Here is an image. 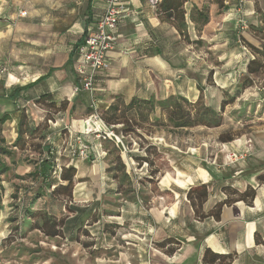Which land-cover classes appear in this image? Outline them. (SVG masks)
Instances as JSON below:
<instances>
[{
    "label": "crops",
    "instance_id": "crops-1",
    "mask_svg": "<svg viewBox=\"0 0 264 264\" xmlns=\"http://www.w3.org/2000/svg\"><path fill=\"white\" fill-rule=\"evenodd\" d=\"M120 1L127 15L116 30V45L107 54V68L96 74L90 94L75 92L80 86L75 72L78 48L103 14L107 0H0V75L7 66L5 78L0 76V117L9 115L0 126V146L15 152L10 160L5 158L13 176L2 182L7 203L18 188L29 187L28 181L15 177L33 173L49 148L46 138L58 140L62 130L65 135L80 136L91 146L88 159L60 160L63 167L73 165L75 169L72 202L82 207L96 200L101 206L113 201L116 182L109 178L103 157L95 152L101 140L86 134L85 121L91 109L105 112L115 103L125 106L133 99L161 101L173 97L191 104L200 102L220 112L222 101L227 95L233 96L247 76L251 50L245 44L259 49L264 42L250 29L264 23V18L260 19L264 0H243L241 5L223 0L220 12L215 0H184L187 28L183 34L176 30L173 19L157 12L148 0ZM203 7L208 9L209 21L198 33L199 25L191 21L190 14L193 8ZM19 12L25 16L20 17ZM45 97L44 104L58 107L65 103V109L35 104ZM263 98L264 86L258 88L253 81L228 106L252 109L262 104ZM19 106L25 108L32 128L45 124L46 118L55 121V125H46L43 140L27 139L23 151L13 148L22 112ZM224 112L216 128L149 133L167 168L174 172L171 177L163 170L158 183L161 191L170 194L153 196L147 206L150 237L157 250H148L146 240L137 237L139 241L132 240L130 248L119 251L115 261L105 263L125 264L132 259L128 264H209L216 254L225 258L216 264H264V115L248 121V127L241 130V121L236 119V126L230 127L233 119ZM159 117L164 115L157 110L150 121ZM140 131L146 130L142 127ZM174 131L192 134L189 138L180 136L184 147L174 142L179 135ZM226 135L231 141L220 142L219 137ZM192 138L195 148L186 146L191 145ZM37 144L39 151L34 149ZM242 152L247 153L244 160L229 163V153ZM140 154L133 150L124 156L129 171L133 169L130 160ZM38 186L46 190L45 184ZM200 186L205 187L207 197L195 214L186 194ZM45 192L34 209L44 210L43 205L52 201L57 205L49 206L50 214L57 219L64 216L66 197L50 199V190ZM218 204L223 205L215 219L213 211ZM131 210L135 216L133 205ZM129 240L126 236L123 241Z\"/></svg>",
    "mask_w": 264,
    "mask_h": 264
},
{
    "label": "trees",
    "instance_id": "trees-1",
    "mask_svg": "<svg viewBox=\"0 0 264 264\" xmlns=\"http://www.w3.org/2000/svg\"><path fill=\"white\" fill-rule=\"evenodd\" d=\"M215 3L218 5L220 12L221 9H223V0H215ZM183 4L184 0H163L158 2L154 7L157 12L164 13L166 18L173 19L176 23V30L181 34H183L187 28L184 20L185 12L182 9ZM190 19L198 23L199 27L196 28V31L199 33L202 26L206 25L209 21L208 9L206 7H203L201 10L193 8ZM250 29L253 33L261 31V28L258 27H250ZM193 43L198 42L196 41ZM245 45L251 50L253 56V58H249L247 76L242 78L233 96L227 95L225 97L221 103L220 112H215L205 107L200 102L191 104L184 98L176 100L173 97H169L161 101H156L154 99H133L125 106L117 103L113 104L100 115L101 119L109 126L121 125L115 130L121 136L127 137L133 135L139 140H141L142 134L137 133L144 126L154 127L157 130L171 131L195 127H205L209 129L219 127L222 123L220 113L224 111L225 107L233 104L236 97H238L243 90L252 86L254 79H257L260 75H263L264 78V43L261 44L259 49L249 44ZM44 100H47L46 97L36 101L35 104L57 111L65 109V103H61L56 107L54 103L44 104ZM21 109L22 112L19 115L17 124L18 134L13 145V148L18 151H23L25 149L27 139L36 138L43 140L45 138V130L48 126L46 124V118L44 120L45 124H40L34 128L30 127L25 108ZM157 110L160 112V116L164 115V118L159 117L150 121V117H152ZM8 119V114L2 115L0 117V126ZM64 133L65 130H62L61 138L58 140L50 139L49 142L46 143L49 145V148L44 151L45 156L38 160L37 167L33 173L27 176L15 177L19 180H26L29 183L28 188H18L12 199L17 203L14 205L16 208L20 209V215H24L26 219L24 222L30 225V231L41 232L45 237L50 239L67 238L69 241L80 243L85 249L98 251V253H102L103 255L105 249L103 243H108V241L116 238V233L119 229L128 227L141 232L146 241H151L155 247H158V245L151 240V226L148 223V215L146 216L144 210L145 205L152 200L143 202L140 198L143 187L148 188L151 192L158 189V183L154 180L155 177L160 174L158 164L153 158V154H155V158L158 157L156 146L146 141L144 142V147H140L143 150L142 153L132 157L138 167L142 163L148 165L146 170L141 171V174L134 175L127 169L124 156L114 143L109 140L101 141V148L105 152L103 160H105L108 166L106 172L109 178L116 182L112 192L116 196L113 197L114 204H111L110 201L106 202L107 204H111L115 212L109 211L100 214L98 208L99 202L97 200L83 205L82 207L72 202V179L75 174V169L73 165L67 168L60 165L61 158L67 157V153L63 155L59 153L62 143V134ZM231 139L232 138L227 135L219 137L220 142H229ZM129 144L130 143H126V145ZM34 149L35 151H39L40 146L37 144ZM44 152H40V155ZM14 154L15 152L13 150L0 146V213L4 210L2 204L4 194L2 182H6L13 177L10 174V167L5 163V158L10 160ZM143 179H146L147 182L143 181ZM60 183L66 184L61 185ZM42 184L46 185V188H44L46 190H39L42 186L38 185ZM47 189L50 190L48 193L50 199H53V197H66L63 204L66 214L64 215V213H62L64 216L61 218L57 219L55 215L50 214V207L57 205L52 201H48V205H43L44 210L34 209L37 200L46 193L45 191H47ZM206 197L207 192L203 186L190 189L187 192L186 199L191 204L195 214H197V207L202 205ZM131 205H133L136 212V215L134 214L135 216H131ZM222 205L223 204H218L215 211H213L215 219H218V214ZM46 206H48V210ZM209 215L210 213L207 216ZM14 229L16 231L18 230L17 228ZM82 237H84L87 242L82 243L80 241ZM102 250L103 252H101ZM224 259L225 258L222 256L214 254L209 264L220 263Z\"/></svg>",
    "mask_w": 264,
    "mask_h": 264
},
{
    "label": "rangeland",
    "instance_id": "rangeland-1",
    "mask_svg": "<svg viewBox=\"0 0 264 264\" xmlns=\"http://www.w3.org/2000/svg\"><path fill=\"white\" fill-rule=\"evenodd\" d=\"M263 18L264 15L262 14L260 19ZM258 28H261V31L255 32V35H257L259 39H263L264 41V23H260L258 25ZM6 67L7 66H3V68ZM0 76L2 78H5V74H1ZM254 81L258 88L264 86L263 75H260L259 77H257V79H254ZM259 104V106H254V108L252 107V109L247 107L241 110L237 108L233 109V106H226L224 110L225 115L233 119V121L231 122L232 125L230 127L236 126L237 119L241 121L240 124H243L241 127L238 126V128H241V130H245V128L248 127V121L253 120L257 117H262L264 115V98L263 103ZM91 111H95L100 115L103 113L98 109H91ZM237 111H240V113L235 114L234 112ZM49 117L51 118L50 115ZM144 128L146 131H138L137 133L143 134L141 135V140L139 142L140 147H144V142H146L147 138L149 137V133L151 131L153 132L154 130H157L154 127L149 126H144ZM174 132L178 133L179 131ZM178 134L179 135L177 136L175 135L176 140L173 139V136L172 139L174 140V142L177 143L179 148L181 147V145H183L184 147V143H180V136L189 138L192 136V134L190 132L183 131L181 134ZM131 137L136 139V137L133 135ZM191 140V145L188 144L186 146L190 148H195L196 146L193 141V138ZM173 145L175 144L173 143ZM153 158L154 160H156L160 169V174H158L157 177H155L154 179L157 183H159L161 178H163V170H165V173H169L171 177H174L173 170L170 166L169 168H167L164 159H162V155L159 152L158 157L155 158V154H153ZM130 172L132 173V171ZM141 173V171L137 172V174ZM143 181L147 182L146 179H143ZM165 193L166 195L170 194L167 191H161L159 185L158 189L153 192H151V190H149L148 188L143 187L142 192L140 193V198L143 200V202H147L149 200H152L153 196L165 195ZM109 201L111 202V204H114L111 199ZM2 204L4 206V210L0 213V264H109L105 262L109 260L115 261L116 257L119 256V251H123L124 249L130 248L129 245L133 243L132 240H135L137 237L139 238L143 236H141V232H135V230L133 231L128 227L121 228L117 231L116 238H113L112 240L108 241V243H103L105 249L102 255V253L100 254L98 253V251H91L89 249H85L80 243L69 241L67 238L50 239L45 237L41 232L30 231V225L24 222V220H26L24 218V215H20V209L16 208L14 205L17 204L15 203V200H12L10 203H7V201H5L4 199L2 200ZM111 204H104V206H101L99 202V213L104 214L105 212L109 211L115 212V209L111 206ZM149 204V202L147 203V205L143 204L145 205V212H147V206ZM10 206L11 209H8ZM145 214L147 216V213ZM14 228H17L18 230L16 231ZM124 234L126 236H130V240L128 242L129 244L124 243ZM80 241L82 243L87 242L84 237H82ZM101 252H103V250ZM131 261L132 259L127 260L124 263H132Z\"/></svg>",
    "mask_w": 264,
    "mask_h": 264
},
{
    "label": "built area",
    "instance_id": "built-area-1",
    "mask_svg": "<svg viewBox=\"0 0 264 264\" xmlns=\"http://www.w3.org/2000/svg\"><path fill=\"white\" fill-rule=\"evenodd\" d=\"M231 1L236 2L239 5L243 2V0ZM148 2L152 7H155L159 1L148 0ZM125 15H127V9L120 0H107L103 14L95 23L91 33L83 40L81 46L78 48V62L75 66V72L80 86L75 88V92L84 91L90 94L93 92L96 74L107 68V54L109 51L113 50L116 45V30L121 19ZM19 16L24 17L25 12H19ZM243 25H245L244 22H241V26ZM249 58H253L252 54H249ZM6 73L7 69L2 68L1 74ZM54 122L55 121H51L49 119L46 120V124L48 126L55 125ZM120 126L121 125H107L95 111H93L85 121L87 135H94L101 141L109 140L113 142L123 156H126L133 150H137L142 153L143 150L139 146V139L127 136V138L130 139V144L126 145V137L121 136L115 131ZM49 140L50 137H47L45 143L49 142ZM146 141L152 144L151 138L148 137ZM95 149V152H97L99 156L104 157L105 152L102 150L101 146H98ZM190 150L194 151V149ZM59 153L62 155L67 153V157L71 159H88L91 153V146L83 142L81 137L76 134H63ZM246 156V152H242L240 154L229 153L227 158L229 163H238L244 160ZM130 164L133 168L131 171L134 175L139 171L146 170L148 167L146 163H142L138 167L137 163L133 159L130 160ZM125 237L126 235L124 234L123 239ZM141 240H145L143 236ZM124 243L129 244L126 241ZM146 245L148 250H157L151 241H146Z\"/></svg>",
    "mask_w": 264,
    "mask_h": 264
}]
</instances>
